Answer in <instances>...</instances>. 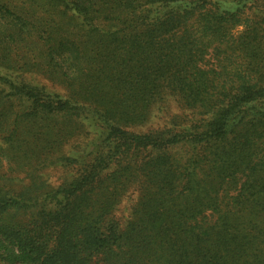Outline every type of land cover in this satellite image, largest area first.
I'll return each mask as SVG.
<instances>
[{"label": "trees", "instance_id": "16d2710c", "mask_svg": "<svg viewBox=\"0 0 264 264\" xmlns=\"http://www.w3.org/2000/svg\"><path fill=\"white\" fill-rule=\"evenodd\" d=\"M15 6L94 39L126 76L82 106L0 74L30 112L100 129L89 153L41 157L77 168L55 189L0 186V264H264V0H0ZM163 88L188 117L128 133Z\"/></svg>", "mask_w": 264, "mask_h": 264}, {"label": "rangeland", "instance_id": "374dc122", "mask_svg": "<svg viewBox=\"0 0 264 264\" xmlns=\"http://www.w3.org/2000/svg\"><path fill=\"white\" fill-rule=\"evenodd\" d=\"M15 7H0L1 75L15 85L23 83L43 88L45 93L57 94L61 99H76L82 106L93 105L87 93L118 92L119 88L108 80L126 75L113 57L105 54L99 59L102 53L95 50L92 53L94 39L83 35L84 42L81 41L76 38L77 33L41 10ZM85 50L88 53L84 56ZM10 90L0 80V186L16 194L28 189L38 191L31 190L32 187L41 191L55 189L72 177L77 168L58 164L40 167L41 157L89 153L91 148H97L100 129L89 120L75 123L57 115L30 112L33 109L28 101L12 95ZM95 97L98 103L102 101L101 96ZM146 112L125 130L143 135L171 128L188 117V112L166 88ZM137 189L122 194L116 206L115 217L124 227L133 220V208L140 198Z\"/></svg>", "mask_w": 264, "mask_h": 264}]
</instances>
